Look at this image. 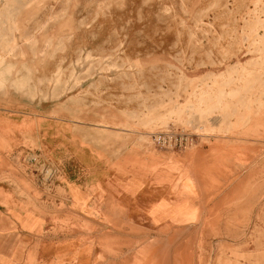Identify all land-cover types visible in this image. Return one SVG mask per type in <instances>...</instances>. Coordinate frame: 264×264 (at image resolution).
I'll list each match as a JSON object with an SVG mask.
<instances>
[{
	"label": "rangeland",
	"instance_id": "obj_1",
	"mask_svg": "<svg viewBox=\"0 0 264 264\" xmlns=\"http://www.w3.org/2000/svg\"><path fill=\"white\" fill-rule=\"evenodd\" d=\"M0 126V208L45 220L25 236L22 264H42L34 248L46 240L90 245L70 253L76 264L83 251L91 264H264V0H0ZM166 129L196 141L158 148L152 136ZM100 152H133L157 185L178 172L171 187L180 182L181 193L190 177L203 186L211 176L218 187L195 191L188 226L144 233L108 196L92 199L99 213L81 217L67 208L64 177L87 176L83 190L94 195L104 188L100 172L79 163L90 153L95 170ZM113 183L142 181L105 187Z\"/></svg>",
	"mask_w": 264,
	"mask_h": 264
},
{
	"label": "crops",
	"instance_id": "obj_2",
	"mask_svg": "<svg viewBox=\"0 0 264 264\" xmlns=\"http://www.w3.org/2000/svg\"><path fill=\"white\" fill-rule=\"evenodd\" d=\"M27 104L28 106H32L34 103L29 102H21ZM100 123L105 124L106 126H100V134H104L103 131L108 130L110 128V123L104 120H101ZM101 125V124H100ZM76 129H72L71 136L72 138H77ZM142 134H139V140L141 141ZM0 140L3 144V147H6V142L2 137V129L0 126ZM83 140V138H82ZM81 140V141H82ZM77 141V140H76ZM87 142L86 140L82 141ZM142 142V141H141ZM48 149L52 152V155L55 158H61L64 155L62 150L56 149L57 143L59 141L51 140L46 142ZM87 153V152H86ZM82 161L84 160V154L81 155ZM88 159V164L84 165V163H79L83 167V171H87L88 175H91L95 172H100V182L104 185V188H99L94 191V195H91L87 190H83L86 185H88V177L85 178H77L73 175L75 174V170L73 172L68 173V179L64 177L63 190L66 196L67 208L71 211L77 212L81 217H87L88 215H96L98 212V206L96 203H92V199L95 198L96 201H102V199L108 196L113 202V205L116 209L124 210L126 220L128 222H132L135 225L144 228L145 232L148 233L157 229L159 227H163L164 225H174V226H188L194 223L197 219V211L195 209L196 206V198L194 197V193L196 190L206 189L210 191L217 190V183L212 180L203 183V186L199 184L197 181L194 182L193 179L189 176V173L182 172L184 175L190 177V179H186L184 181V185L187 188L188 193H181V183H176V186L171 187V184L175 177L178 175V172H169L165 173L168 175L165 178V183L162 185H157L153 183V172L150 171V167L147 165L142 166L141 164H137L133 162V152H127L125 154L118 153V155L109 156L105 153L100 152V166L95 170L90 171L93 162H98L97 157L91 155L90 153L86 156ZM212 158V157H211ZM69 160L72 159V156L67 158ZM95 160V161H94ZM98 164V163H97ZM118 164L123 165V170H119ZM81 170V168H79ZM209 173L216 174L217 165L216 161H210V165L208 166ZM82 171V170H81ZM80 173V172H79ZM78 173V174H79ZM133 175L138 176L141 179L142 183L136 188L129 187H121L117 184L113 183L110 187H105L107 183L110 181L122 180L125 182L129 177H133ZM78 184V186L72 184L70 181ZM91 181H94L92 177H90ZM192 181V182H191ZM159 195H157V194ZM171 194V198L173 200H185L187 204H181L179 202L170 203L165 196ZM165 195V196H163ZM81 208H85L89 210L88 212H84ZM17 213L19 218H16L13 212ZM21 221H20V220ZM44 219L41 218L39 222L36 220L32 221L29 214L21 210H11L6 211L0 208V259H5L11 261L12 264H22L25 257V251L27 246L25 245V240L30 235L34 229L39 228L38 233L42 231ZM28 240V239H27ZM29 241V240H28ZM27 241V242H28ZM69 244L68 248L62 249L63 252H59L60 248L58 245L66 246ZM30 246V245H29ZM87 247L90 245H77L75 241H67L62 243V241H44L36 244L34 248V252L37 254L38 260L42 264H55L57 259L66 258L70 255V253L74 252V249H78V247ZM90 251H83L77 255L80 259L82 258L83 263L81 264H91L90 260ZM70 257V256H69ZM68 258V257H67ZM71 259V260H70ZM68 258L64 264H76L72 261V257ZM79 264V263H78Z\"/></svg>",
	"mask_w": 264,
	"mask_h": 264
},
{
	"label": "built area",
	"instance_id": "obj_3",
	"mask_svg": "<svg viewBox=\"0 0 264 264\" xmlns=\"http://www.w3.org/2000/svg\"><path fill=\"white\" fill-rule=\"evenodd\" d=\"M196 141V135L194 133H188L179 129H166L155 132L152 136L153 144L158 148L172 149V150H184ZM36 156H30L28 160L35 162ZM55 170L50 169L49 172H44L42 180H49L52 178Z\"/></svg>",
	"mask_w": 264,
	"mask_h": 264
}]
</instances>
